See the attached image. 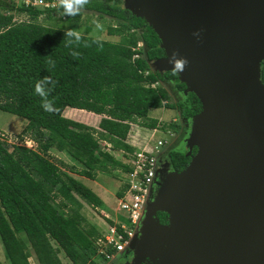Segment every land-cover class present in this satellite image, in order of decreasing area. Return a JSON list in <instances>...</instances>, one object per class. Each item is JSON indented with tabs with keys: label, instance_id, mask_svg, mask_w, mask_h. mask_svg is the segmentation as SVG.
<instances>
[{
	"label": "trees",
	"instance_id": "1",
	"mask_svg": "<svg viewBox=\"0 0 264 264\" xmlns=\"http://www.w3.org/2000/svg\"><path fill=\"white\" fill-rule=\"evenodd\" d=\"M83 11L114 19L116 24L107 27V35L119 41L81 34L79 45L65 47L64 33L78 31ZM56 14L64 27L39 22L43 17L53 23ZM20 15L28 20H16ZM139 42L144 47L136 52ZM70 51L80 55L73 58ZM136 53L139 59H133ZM142 57L157 61L164 51L154 31L144 19L124 10L122 0H89L75 16L65 15L61 7L45 9L26 6L21 0H0V111L26 120L20 141L28 138L36 144L31 150L0 139V239L9 264H30L32 258L34 264H61L59 253L71 264L104 260L96 246L101 232L81 214L84 205L98 209L103 201L70 174L95 180L98 174L127 173L128 165L111 152L122 153L126 159L134 152L127 142L131 124L141 121L148 129L156 128L159 122L148 118L154 109H178L182 120L200 112L194 94L188 93L176 105L170 103L164 88L152 87L174 81L179 91L185 90L172 71L151 72ZM49 58L55 61L54 69L47 63ZM44 76L56 81L49 99L58 112L44 111L34 92L36 81ZM261 81L264 85V61ZM67 109L102 117L94 128L65 117ZM172 125L173 131H179L178 125ZM101 142L110 150L104 151ZM51 151L66 154L74 164L58 165ZM169 158L177 172L190 161L179 152L170 153ZM123 190L116 193L117 198Z\"/></svg>",
	"mask_w": 264,
	"mask_h": 264
},
{
	"label": "water",
	"instance_id": "2",
	"mask_svg": "<svg viewBox=\"0 0 264 264\" xmlns=\"http://www.w3.org/2000/svg\"><path fill=\"white\" fill-rule=\"evenodd\" d=\"M122 1L160 40V73L174 51L188 60L178 80L201 104L190 161L145 210L134 264H264V0Z\"/></svg>",
	"mask_w": 264,
	"mask_h": 264
},
{
	"label": "rangeland",
	"instance_id": "3",
	"mask_svg": "<svg viewBox=\"0 0 264 264\" xmlns=\"http://www.w3.org/2000/svg\"><path fill=\"white\" fill-rule=\"evenodd\" d=\"M60 17V14L55 15V20L48 21L44 20L43 17L39 18V22L41 24L48 25L50 24H56V27H64L63 19L60 21L58 18ZM18 21H24L28 20L27 16L20 15L15 17ZM96 21L99 22L101 25L99 28L96 27ZM116 21L114 19H111L107 16H99L98 13L90 12V11H83L81 21L78 27V32H80L82 35L91 36L103 41L113 42L117 43L119 41V37L116 36H109L107 35V27L109 25H115ZM142 61H144L148 66L151 72H158L160 73V67L159 65L153 61L148 62L145 60L144 57H142ZM156 86H160L164 88L168 94L170 95V103L171 104H179L183 102L184 98L186 97L184 90L179 91L176 88L174 81L169 82H158ZM77 110V109H75ZM81 111V110H80ZM80 111H74V115H70L69 113L73 112V110L67 109L64 112V116L74 120L76 122H80L83 124H86L88 126L97 127V124L102 116H98L89 112H80ZM78 114H81L79 116ZM79 117H75V116ZM148 118L150 119H156L159 123L158 125H162V127H158V131L155 132L151 137L152 142H156L158 139H168V135L166 134L167 131H171L173 133V136L169 138L167 144L165 147L161 148V157L158 158V164L166 162V160H169V154L175 153V152H181L183 154H187L189 152L188 149V143L189 138L192 130V120H182L179 116L178 109L170 110V109H154L150 110L148 113ZM176 120V123L178 122L179 131L175 132L173 131L171 122L173 120ZM27 125V121L23 118H20L18 116L1 112L0 111V134L4 136L2 138L5 140L8 144L14 145L20 143V138L22 135V132ZM150 137V129L142 126L141 121H137L134 124H131V129L127 138V142L130 144L135 145H141L143 142ZM29 139L25 138L24 142ZM24 142H21L22 144H25ZM102 149L106 151L103 148L104 143H100ZM135 149V148H134ZM115 158L120 159L123 163L127 162V159L123 157L122 153L119 152H111ZM50 156L52 157L53 161L56 162L58 165L59 162H63L69 166L74 164L71 162L70 158L66 156L64 153H59L57 151H51ZM157 164V166H158ZM75 166V165H74ZM78 170H81L80 165H76ZM66 169V168H65ZM158 170V168H157ZM67 171V170H65ZM116 176H107L103 174H98L95 180H90L85 177H81L75 174H70L77 180L81 181L85 186H87L89 189H91L97 196H101V200L103 201V206L96 209L95 207L84 205V207L81 210V214L86 218L89 224L93 225L95 228H97V231H100L101 233L106 230L107 223L106 218L104 215H108L112 217L115 213L116 207H117V200H116V193L122 188V181L124 177V173L121 171H114L113 172ZM160 188V185L158 189ZM150 202L147 205L146 210H148L150 207ZM138 248V241L135 240V242L131 243L130 246L127 248L125 252L118 253L114 259L110 261H104L101 260V258H97L98 264H134V260L136 258V252ZM57 258L59 259L61 264H71L62 253H59L57 255ZM30 262L34 264V259H30ZM136 263V262H135ZM0 264H9L5 251L3 249L1 239H0Z\"/></svg>",
	"mask_w": 264,
	"mask_h": 264
},
{
	"label": "built area",
	"instance_id": "4",
	"mask_svg": "<svg viewBox=\"0 0 264 264\" xmlns=\"http://www.w3.org/2000/svg\"><path fill=\"white\" fill-rule=\"evenodd\" d=\"M26 6L37 8H58V0H21ZM144 44L139 42L135 51L143 50ZM140 55L136 53L133 59H139ZM148 75V72H145ZM156 84L152 85V87ZM171 124H178L174 119ZM162 127V125H158ZM158 127L150 129V137L143 144H130L135 148L134 152L129 155L126 164L129 171L124 173L122 187L124 188L122 196L116 198L117 207L112 217L104 215L106 220V230L101 233V237L97 239L96 246L98 254L104 256V261H110L114 257L123 252L134 237L138 234L142 220L144 218L146 207L149 203L152 184L156 174V166L158 158L161 157L160 149L165 147L169 138L173 136L171 131H167L168 139H158L156 142L151 141V136L158 131ZM4 138L0 134V139ZM28 139V138H27ZM3 140V139H2ZM24 142V140L22 141ZM22 144L21 141L17 145L25 146L28 149H36V144L30 139ZM103 148L110 150V145L104 143ZM29 263L30 262L29 259Z\"/></svg>",
	"mask_w": 264,
	"mask_h": 264
},
{
	"label": "clouds",
	"instance_id": "5",
	"mask_svg": "<svg viewBox=\"0 0 264 264\" xmlns=\"http://www.w3.org/2000/svg\"><path fill=\"white\" fill-rule=\"evenodd\" d=\"M89 3V0H58V6L63 9V13L68 16L78 15L81 10ZM96 27L99 28L101 25L98 21L95 22ZM193 35H199L198 32L193 33ZM65 39V47L71 49L72 46L79 45L82 36L81 33L76 30H69L64 33ZM88 45L85 44V47ZM73 58H77L80 54L76 51H70L69 53ZM168 62L172 65L171 71L172 75H179L185 69L188 64V60L184 57L178 56L177 52H173L171 57H169ZM47 63L50 69L55 68V61L52 59H48ZM56 81L51 78V76H44L38 81H36L34 85V92L37 96L41 98V107L44 111L49 113L58 112L59 109L54 106V102L52 99H49V94L52 91V88L55 87Z\"/></svg>",
	"mask_w": 264,
	"mask_h": 264
},
{
	"label": "flooded vegetation",
	"instance_id": "6",
	"mask_svg": "<svg viewBox=\"0 0 264 264\" xmlns=\"http://www.w3.org/2000/svg\"><path fill=\"white\" fill-rule=\"evenodd\" d=\"M195 153H196V149L193 148L192 151H191V155H194ZM184 155L186 156V154H184ZM169 157H170V154H169ZM188 158L190 159V157H188ZM168 159L169 160H166V162L161 163L160 165L158 164V166H156V174H155V178L153 180L152 190H151V195H150L149 202H150V200L151 201L154 200V198H155V196H156V194L158 192V186L161 185L164 182L167 173L170 172V171H176L171 165L170 158H168ZM157 168H158V170H157ZM156 217H157V219H158L160 224H162V225L166 224V216L165 215H162V213L158 212ZM135 240H138V235H136L134 237L133 243L135 242ZM127 248L123 252H125L127 250ZM138 262L139 263H137V264H152V262L149 261V260L138 261ZM128 264H130V263H128Z\"/></svg>",
	"mask_w": 264,
	"mask_h": 264
},
{
	"label": "crops",
	"instance_id": "7",
	"mask_svg": "<svg viewBox=\"0 0 264 264\" xmlns=\"http://www.w3.org/2000/svg\"><path fill=\"white\" fill-rule=\"evenodd\" d=\"M74 111H76V110H73V112H71V113H69V114H70V115H74V113H75ZM78 115L82 117V115H81V114H78ZM78 115H77V116H75V117H79ZM98 197L100 198L101 196L99 195ZM100 199H101V198H100Z\"/></svg>",
	"mask_w": 264,
	"mask_h": 264
}]
</instances>
